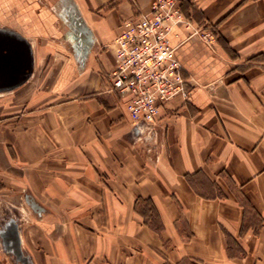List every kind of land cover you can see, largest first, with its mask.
<instances>
[{"label": "crops", "instance_id": "1", "mask_svg": "<svg viewBox=\"0 0 264 264\" xmlns=\"http://www.w3.org/2000/svg\"><path fill=\"white\" fill-rule=\"evenodd\" d=\"M151 2L0 0L34 55L0 94V212L28 264H264V0H178L187 97L139 134L108 75Z\"/></svg>", "mask_w": 264, "mask_h": 264}, {"label": "built area", "instance_id": "2", "mask_svg": "<svg viewBox=\"0 0 264 264\" xmlns=\"http://www.w3.org/2000/svg\"><path fill=\"white\" fill-rule=\"evenodd\" d=\"M177 24L190 25L178 0H152L148 11L123 19L111 43L116 65L108 75L110 90L125 98L130 123L139 134L154 129L167 101L187 97L182 65L169 39ZM199 38L210 42L212 35L200 33Z\"/></svg>", "mask_w": 264, "mask_h": 264}, {"label": "water", "instance_id": "3", "mask_svg": "<svg viewBox=\"0 0 264 264\" xmlns=\"http://www.w3.org/2000/svg\"><path fill=\"white\" fill-rule=\"evenodd\" d=\"M33 68V54L28 41L9 29H0V89L20 86L30 76ZM7 247L23 264H28L22 256L17 237L16 224L10 221L3 232ZM11 241V244L8 241Z\"/></svg>", "mask_w": 264, "mask_h": 264}, {"label": "rangeland", "instance_id": "4", "mask_svg": "<svg viewBox=\"0 0 264 264\" xmlns=\"http://www.w3.org/2000/svg\"><path fill=\"white\" fill-rule=\"evenodd\" d=\"M5 28L7 29V27L0 26V29H5ZM26 40L29 42V44L31 46L32 54H33L32 44L28 39H26ZM33 69H34V64H33ZM10 91H12V89H0V94L1 93H3V94L4 93H10ZM13 214H16V215L18 214V211L16 208H12V209L11 208H7V209L5 208L0 212V246L3 250L5 248V245H7V242L4 240V237H3V232L6 231L7 224L11 220L14 221V223H15V220H14L15 218L12 219ZM8 243L11 244V241L9 240ZM6 255H10L12 257L11 264H23L21 261H19V259L15 256V254L13 252H9V254L7 253Z\"/></svg>", "mask_w": 264, "mask_h": 264}, {"label": "bare ground", "instance_id": "5", "mask_svg": "<svg viewBox=\"0 0 264 264\" xmlns=\"http://www.w3.org/2000/svg\"><path fill=\"white\" fill-rule=\"evenodd\" d=\"M28 46H29V44H28ZM29 48H30V46H29ZM31 50V49H30Z\"/></svg>", "mask_w": 264, "mask_h": 264}]
</instances>
